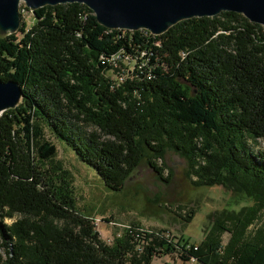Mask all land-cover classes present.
<instances>
[{
  "label": "trees",
  "instance_id": "obj_1",
  "mask_svg": "<svg viewBox=\"0 0 264 264\" xmlns=\"http://www.w3.org/2000/svg\"><path fill=\"white\" fill-rule=\"evenodd\" d=\"M32 12L28 28L0 37V79L24 93L0 115V218L21 216L0 220V264H153L171 252L201 264H264V229L247 231L264 211V26L222 11L153 35L105 28L76 2ZM120 50L136 65L112 84L103 58ZM46 130L113 193L142 160L168 182L172 150L193 187L221 186L250 204L211 214L197 243L138 222L105 242L77 207Z\"/></svg>",
  "mask_w": 264,
  "mask_h": 264
},
{
  "label": "rangeland",
  "instance_id": "obj_2",
  "mask_svg": "<svg viewBox=\"0 0 264 264\" xmlns=\"http://www.w3.org/2000/svg\"><path fill=\"white\" fill-rule=\"evenodd\" d=\"M21 22L28 28L34 21L33 12L23 3L19 5ZM20 35V34H18ZM133 61L128 64L130 68ZM45 138L57 149L56 159L73 176V187L76 205L94 220L95 230L105 242L112 241L115 232H120L132 222L149 232L166 229L171 240L176 242L180 237L191 243L200 241L210 227V215L226 208L238 210L241 206L250 204L231 190L221 186L193 187L186 177V161L172 150L165 154L166 164L164 177L170 174L168 182L162 181L145 160L125 181L124 188L119 193H113L104 185L103 180L88 166L75 158L74 153L48 130ZM260 144L264 147V141ZM192 219H187L189 211ZM21 218L19 214L13 217H3L0 220L10 224ZM61 224V222H58ZM264 229V211L251 224L247 231L253 234L257 229ZM229 233L222 234V242H227ZM1 243V239H0ZM4 248L0 245V254ZM153 264H189L175 252L156 256Z\"/></svg>",
  "mask_w": 264,
  "mask_h": 264
},
{
  "label": "water",
  "instance_id": "obj_3",
  "mask_svg": "<svg viewBox=\"0 0 264 264\" xmlns=\"http://www.w3.org/2000/svg\"><path fill=\"white\" fill-rule=\"evenodd\" d=\"M81 3L108 29H145L153 35L195 17H212L222 11L242 14L250 22L264 26V0H0V37L16 33L21 25V3L35 11L46 5ZM14 80L0 79V115L15 108L23 98Z\"/></svg>",
  "mask_w": 264,
  "mask_h": 264
},
{
  "label": "built area",
  "instance_id": "obj_4",
  "mask_svg": "<svg viewBox=\"0 0 264 264\" xmlns=\"http://www.w3.org/2000/svg\"><path fill=\"white\" fill-rule=\"evenodd\" d=\"M144 53H141L143 55ZM106 60L110 66L111 71L113 72V81L112 84L115 83H123L126 78L132 75L133 70L135 69L136 61L129 54H126L123 50L117 51L116 53L103 58ZM134 62L132 68L128 66L130 62ZM140 67V66H137ZM163 235L165 237H169L170 233L164 232ZM189 264H201L195 258L190 257L185 260Z\"/></svg>",
  "mask_w": 264,
  "mask_h": 264
}]
</instances>
